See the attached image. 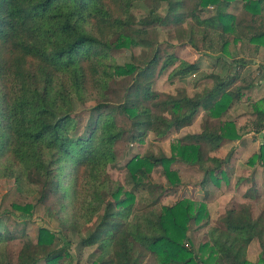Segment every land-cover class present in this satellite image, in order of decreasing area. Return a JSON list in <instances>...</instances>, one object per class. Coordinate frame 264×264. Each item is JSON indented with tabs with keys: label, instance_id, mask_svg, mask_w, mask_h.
<instances>
[{
	"label": "trees",
	"instance_id": "obj_1",
	"mask_svg": "<svg viewBox=\"0 0 264 264\" xmlns=\"http://www.w3.org/2000/svg\"><path fill=\"white\" fill-rule=\"evenodd\" d=\"M147 1L152 9L138 20L134 4ZM161 4L164 17L156 11ZM231 9L251 16V24ZM263 15L264 0H0V181H11L27 202L0 211V264H79L90 248V264H264V211L253 218L247 202L253 190L216 225L202 204H164L181 184L170 168L177 160L202 172L201 185L218 183L234 145L223 158L215 154L241 138L228 112L256 86L236 72L208 75L210 85L192 96L184 88L163 98L154 90L168 70L170 82L199 71L198 63L158 41L159 28L182 39L190 22L203 30V46L213 54L227 55L231 42L264 52V30L254 25ZM122 48L147 55L140 64L134 57L119 64L112 52ZM246 101L252 131L263 138L251 161L264 169V97ZM76 105L87 113L84 122ZM200 111L207 114L201 132L176 139L169 157L134 155L125 164V184L109 176L118 142L142 144L149 133L164 139L191 126ZM156 167L167 189L152 182ZM38 206L59 231L40 227L32 240L25 233L31 219L11 221L13 212L32 217ZM190 223L207 226L198 247ZM18 239L13 262L7 249ZM254 240L257 262L247 255Z\"/></svg>",
	"mask_w": 264,
	"mask_h": 264
},
{
	"label": "rangeland",
	"instance_id": "obj_2",
	"mask_svg": "<svg viewBox=\"0 0 264 264\" xmlns=\"http://www.w3.org/2000/svg\"><path fill=\"white\" fill-rule=\"evenodd\" d=\"M152 9V4L147 2H136L133 8V14L139 19H143L148 16ZM159 16L164 17L166 15L167 6L161 4L156 10ZM231 11L241 20L242 24H251L249 18H244L243 13L239 10L231 9ZM184 34L182 39L179 38L174 29H158L157 38L160 43L165 46H170V50L181 60L188 63H198L199 71L193 75H190L184 79H176L172 82L168 80V74L170 70L166 71L163 75L157 78L154 85V90L160 97H164L169 94H175L178 88H184L189 96L199 93L204 87L210 85V81L205 79L208 75L214 73L220 77L225 75H233L236 72L241 74L244 84H254L256 86L253 96L247 92L243 94L240 101L229 110L227 119L235 125L236 132L241 135L239 140H236L230 144L223 143L220 150L215 154L219 158H223L230 151V147L234 145V151L229 159V164L223 168V175L216 176L218 183L211 182L205 186L201 185L203 181V174L198 170L196 166H190L182 162H174L170 168L175 171L179 180L180 186L176 189L166 193L164 197V204L171 205L182 199L193 201L197 205H204L206 207L207 214L209 215V222L212 225L216 223L224 216L225 212L238 208L240 204L245 202L243 197L248 191L253 190L252 193L256 197L248 199L250 204L253 218H257L258 215L264 211V169L261 168L256 161L252 162V156L258 152L259 147L263 141L262 134H256L253 130L252 121L255 120L251 114V101L247 102L248 97L258 100L264 97V76L262 68H264V52H255L254 47L249 45L242 47L239 43H230L228 47V54L210 53L208 49L203 46V30L197 28L192 23L187 22L183 25ZM182 42V43H181ZM219 51V47L215 49ZM113 56L117 59L119 64L126 62H132V58H135L136 64H140L146 53L140 48L132 49H119L112 52ZM220 57L222 61L217 62L216 58ZM241 61L246 65L242 68ZM257 61L258 67L254 66V62ZM260 65V67H259ZM239 83V85H242ZM75 110L81 113L82 122L85 121L87 113L80 111L81 108L76 105ZM207 114L204 111H200L193 124L189 127L182 129L179 132H171L166 138L158 140L152 133L148 134V138L142 144H128L124 141H120L116 145V151L119 157L115 166H110L107 170L109 176L120 181L122 184L127 182L129 173L125 169V164L134 155L143 156L151 154L159 156L161 154L170 156V145L185 135L198 134L201 132V125L206 120ZM151 180L156 185L161 186L163 189H167V180L163 173L162 168L156 167L152 174ZM11 181H0V211L12 210V204L24 205L26 200L21 198L14 192ZM13 219L11 222L20 223L25 218L31 219V224L26 228V235L35 240L37 230L40 227H44L52 232H58L59 226L56 221L49 219L44 208L38 206L33 212L32 217L23 215L21 213L13 212ZM189 228L192 231L191 235L195 246L202 241V237L206 232L207 226L199 228V225L190 223ZM89 229V226L84 230V234ZM25 239V238H24ZM21 239H18L10 243L7 251L10 253V257L13 262L16 260V256L21 247ZM73 256H75L74 247H72ZM94 251L93 248L86 249L83 252L82 259L79 264H90L89 255ZM250 254L248 259L252 262H257L260 254V247L257 240H254L249 248ZM77 255V254H76ZM76 259V258H75ZM147 262V263H146ZM144 264H153L151 259H148Z\"/></svg>",
	"mask_w": 264,
	"mask_h": 264
},
{
	"label": "crops",
	"instance_id": "obj_3",
	"mask_svg": "<svg viewBox=\"0 0 264 264\" xmlns=\"http://www.w3.org/2000/svg\"><path fill=\"white\" fill-rule=\"evenodd\" d=\"M241 14L243 13V12H240ZM243 16H244V18H249V20L250 21H252V18H251V16H249L248 14H246V13H243ZM238 18V17H237ZM239 21V20H238ZM241 21V20H240ZM239 21V22H240ZM254 25L259 29V30H264V15L262 16V17H260V18H256V19H254ZM254 64H256V65H254V66H257L258 67V64H257V61H255L254 62ZM259 67H260V65H259ZM262 71L264 72V68H262ZM263 76H264V73H263ZM249 254H250V251H247V255L249 256ZM252 262V261H251ZM147 263V262H146Z\"/></svg>",
	"mask_w": 264,
	"mask_h": 264
}]
</instances>
